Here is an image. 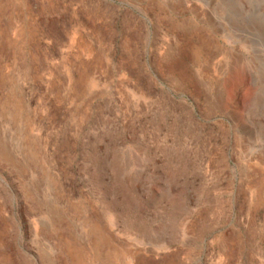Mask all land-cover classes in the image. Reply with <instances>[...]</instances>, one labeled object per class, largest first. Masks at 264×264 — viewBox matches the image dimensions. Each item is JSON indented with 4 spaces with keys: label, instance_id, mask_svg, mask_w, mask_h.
<instances>
[{
    "label": "rangeland",
    "instance_id": "374dc122",
    "mask_svg": "<svg viewBox=\"0 0 264 264\" xmlns=\"http://www.w3.org/2000/svg\"><path fill=\"white\" fill-rule=\"evenodd\" d=\"M0 264H264V0H0Z\"/></svg>",
    "mask_w": 264,
    "mask_h": 264
}]
</instances>
